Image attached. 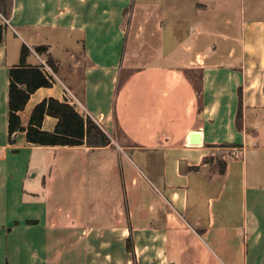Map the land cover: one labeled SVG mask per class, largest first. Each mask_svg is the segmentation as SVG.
I'll use <instances>...</instances> for the list:
<instances>
[{
  "label": "crops",
  "instance_id": "0c3cea01",
  "mask_svg": "<svg viewBox=\"0 0 264 264\" xmlns=\"http://www.w3.org/2000/svg\"><path fill=\"white\" fill-rule=\"evenodd\" d=\"M10 1L7 13L0 8V264L23 217L39 223L21 205L43 203L49 210L54 201L46 174L55 175V161L48 171L29 160L25 165L23 152L30 148L136 151L151 166L161 162L171 183L177 180L182 192L173 190L170 197L186 213L193 180L205 191V212L190 210L191 220L166 217L170 208L158 195L141 224L133 221L137 205L120 206L118 199L109 210L123 209V217L108 215L109 222L99 220L95 229L53 217L49 230L59 231L56 241L68 246L70 261L205 264L193 242L202 237L198 227L219 250L215 264H264V3L254 0L262 13L247 14L252 7L243 0H188L198 18L201 9L219 10L223 23L213 16L211 28L198 19L191 30L169 31L168 0H143L138 9L144 21L130 12L134 0ZM166 32L177 35L170 48ZM25 45L26 64L44 71L46 64L54 76L53 85L39 88L20 112L23 125L42 100H68L70 90L109 135V145L39 146L25 132L10 136V70L21 64ZM57 123L47 115L43 129L52 132ZM196 131L200 144L190 141ZM217 155L223 171L213 168ZM103 168L119 173L112 159L101 161ZM37 185L47 202L33 192Z\"/></svg>",
  "mask_w": 264,
  "mask_h": 264
},
{
  "label": "rangeland",
  "instance_id": "374dc122",
  "mask_svg": "<svg viewBox=\"0 0 264 264\" xmlns=\"http://www.w3.org/2000/svg\"><path fill=\"white\" fill-rule=\"evenodd\" d=\"M142 1L134 0L130 12L132 13L135 10L137 19L144 21V16L138 9ZM256 2L263 4L264 0H256ZM9 3L10 0H3L2 6L6 8ZM168 3L175 4L176 7L168 5V12L164 21L166 30L171 31L178 26L182 27L184 31L191 30L194 20L198 21V19L205 22V27L211 28L212 24L207 22L213 16H221L217 20V24L223 23L222 11L207 10L203 12V9H201V15L198 18L197 11L188 6V0H168ZM243 4L247 8L252 7L251 10L248 9L247 14L262 13L252 6L255 4L254 0H243ZM166 33L165 44L167 48H170L177 35H170L171 32ZM139 42L142 43L143 40ZM128 68L126 70L129 71ZM194 74L199 75V71L194 70ZM69 98L73 99L70 94ZM78 99L83 102L81 97H78ZM75 104L82 115L90 116L79 103L75 102ZM125 151L123 152L117 148L111 151H99L94 154H87L85 151L75 149L56 151L52 148H30V150L24 151L23 163L25 165L29 160L32 166L43 167L48 171L50 164L55 161V175L49 176L46 174L50 185V187H47L48 195L54 201H50L49 210L47 205L43 203L34 204V206L21 205V212L27 214L28 211L33 210L34 218L39 220V223L31 225L28 223L27 218L23 217L17 230H15L16 234H12L8 239L7 255L2 264H88L89 259L87 260V258H77L70 261L68 256L70 249L64 242L56 241L59 231L49 230L48 221L55 217L63 221H70L69 223L79 224L81 228L95 229L99 227V220L109 222V217H112V214L123 217L125 210H109V206L116 199L120 201V206H122V203L131 207L137 205L133 219L135 224L143 222V217L147 213L149 214L148 205L151 202H156L157 195L163 198L170 208V212L166 217L191 220L190 210L196 213L205 212L207 203H205V196L202 195L205 191L204 189H198L194 185L196 183L194 180L188 193L190 209L186 213L170 197L171 191L178 190L182 192V187L177 180H173L172 183L168 180L165 166L161 162L154 163L151 166L144 162L138 152L127 148ZM110 159L118 166L119 173H110L105 168L103 170L99 169L101 161L104 162V160ZM222 159L221 156L217 155L213 168L223 171L224 162ZM33 192L40 195V200L46 201L45 198H47L48 201L49 196H43L44 192L41 191L39 185L33 188ZM99 209L101 210L99 211ZM195 228L205 238V241L202 237L199 238V241L193 240L197 254L202 256L205 264H215L216 260L214 261V259L217 258V255L214 251L218 252L219 250L204 236L205 232L198 227ZM132 245L133 243L129 242L128 249ZM170 250L171 252L177 250L174 235H171Z\"/></svg>",
  "mask_w": 264,
  "mask_h": 264
},
{
  "label": "trees",
  "instance_id": "16d2710c",
  "mask_svg": "<svg viewBox=\"0 0 264 264\" xmlns=\"http://www.w3.org/2000/svg\"><path fill=\"white\" fill-rule=\"evenodd\" d=\"M0 8L7 13L10 8ZM0 27V40L2 39ZM30 50L25 45L22 49L21 64L10 70L9 87V134L25 132L27 141L39 146H89L104 147L111 143V138L91 117L82 115L75 105L68 100L61 101L54 97L45 98L38 103L31 114L29 124L24 126L20 112L23 111L33 93L41 87H51L53 78L41 67L26 64ZM58 119L54 131L43 129L46 116ZM225 168V162H224ZM223 168V169H224Z\"/></svg>",
  "mask_w": 264,
  "mask_h": 264
},
{
  "label": "built area",
  "instance_id": "2783aa9c",
  "mask_svg": "<svg viewBox=\"0 0 264 264\" xmlns=\"http://www.w3.org/2000/svg\"><path fill=\"white\" fill-rule=\"evenodd\" d=\"M44 67H45V71H46V73H48V74L51 75V76H54V72H53V70H52L51 67H49V66L46 65V64L44 65ZM69 94L71 95V97H72L73 99H70V98H69ZM68 100H69L71 103H73L74 105H76L75 102H76V103H79V104L83 107V109L88 113L87 109L81 104L80 100H79V99H78L73 93H71L70 90H68Z\"/></svg>",
  "mask_w": 264,
  "mask_h": 264
},
{
  "label": "water",
  "instance_id": "95a60500",
  "mask_svg": "<svg viewBox=\"0 0 264 264\" xmlns=\"http://www.w3.org/2000/svg\"><path fill=\"white\" fill-rule=\"evenodd\" d=\"M190 141L192 144H200L201 143V133L198 131L193 132L190 135Z\"/></svg>",
  "mask_w": 264,
  "mask_h": 264
}]
</instances>
